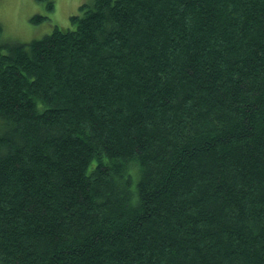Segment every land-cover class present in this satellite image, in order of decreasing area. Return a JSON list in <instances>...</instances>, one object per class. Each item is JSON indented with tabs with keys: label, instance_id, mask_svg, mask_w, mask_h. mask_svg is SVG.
<instances>
[{
	"label": "trees",
	"instance_id": "obj_1",
	"mask_svg": "<svg viewBox=\"0 0 264 264\" xmlns=\"http://www.w3.org/2000/svg\"><path fill=\"white\" fill-rule=\"evenodd\" d=\"M71 24L0 45V264H264V0Z\"/></svg>",
	"mask_w": 264,
	"mask_h": 264
},
{
	"label": "rangeland",
	"instance_id": "obj_2",
	"mask_svg": "<svg viewBox=\"0 0 264 264\" xmlns=\"http://www.w3.org/2000/svg\"><path fill=\"white\" fill-rule=\"evenodd\" d=\"M55 10L49 12L47 1L0 0V45L9 42L29 43L53 32L56 27H72L71 16L78 14L85 4L94 0H52ZM36 16L44 17L41 22H33Z\"/></svg>",
	"mask_w": 264,
	"mask_h": 264
}]
</instances>
